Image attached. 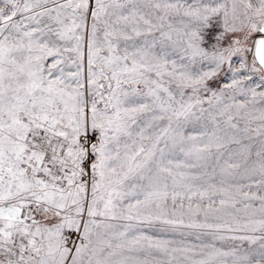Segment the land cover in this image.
Returning <instances> with one entry per match:
<instances>
[{
	"label": "snow or ice",
	"instance_id": "snow-or-ice-1",
	"mask_svg": "<svg viewBox=\"0 0 264 264\" xmlns=\"http://www.w3.org/2000/svg\"><path fill=\"white\" fill-rule=\"evenodd\" d=\"M0 264H264V0H0Z\"/></svg>",
	"mask_w": 264,
	"mask_h": 264
}]
</instances>
